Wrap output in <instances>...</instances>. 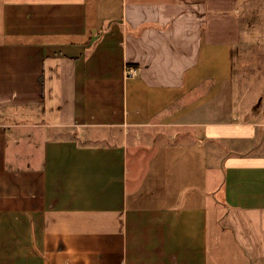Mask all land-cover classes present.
<instances>
[{
	"label": "crops",
	"instance_id": "obj_1",
	"mask_svg": "<svg viewBox=\"0 0 264 264\" xmlns=\"http://www.w3.org/2000/svg\"><path fill=\"white\" fill-rule=\"evenodd\" d=\"M246 1L0 0V264H264Z\"/></svg>",
	"mask_w": 264,
	"mask_h": 264
},
{
	"label": "rangeland",
	"instance_id": "obj_2",
	"mask_svg": "<svg viewBox=\"0 0 264 264\" xmlns=\"http://www.w3.org/2000/svg\"><path fill=\"white\" fill-rule=\"evenodd\" d=\"M244 7L247 23L257 24L260 27H263L264 0H247L244 2ZM257 38L258 36H256V39ZM256 44L257 43L249 44L248 48L245 49L246 54L244 61L239 58L238 67L247 78L246 87H251V94L257 93V95L261 96V102L264 107V43H262V45ZM235 84L242 89V81L240 83L241 85H239L237 81H235ZM95 142L104 143L107 142V140L98 139ZM259 152L262 154L264 153V144L260 146Z\"/></svg>",
	"mask_w": 264,
	"mask_h": 264
},
{
	"label": "built area",
	"instance_id": "obj_3",
	"mask_svg": "<svg viewBox=\"0 0 264 264\" xmlns=\"http://www.w3.org/2000/svg\"><path fill=\"white\" fill-rule=\"evenodd\" d=\"M135 73H136V70L134 68H131V67L126 68V74L128 76H134Z\"/></svg>",
	"mask_w": 264,
	"mask_h": 264
}]
</instances>
